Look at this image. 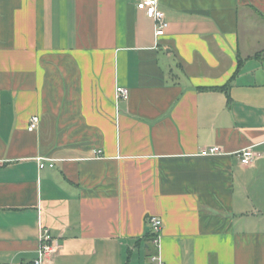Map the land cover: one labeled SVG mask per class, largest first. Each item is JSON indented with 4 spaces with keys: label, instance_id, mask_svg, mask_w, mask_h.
<instances>
[{
    "label": "crops",
    "instance_id": "crops-1",
    "mask_svg": "<svg viewBox=\"0 0 264 264\" xmlns=\"http://www.w3.org/2000/svg\"><path fill=\"white\" fill-rule=\"evenodd\" d=\"M139 2L0 0V264H264V0Z\"/></svg>",
    "mask_w": 264,
    "mask_h": 264
},
{
    "label": "built area",
    "instance_id": "built-area-1",
    "mask_svg": "<svg viewBox=\"0 0 264 264\" xmlns=\"http://www.w3.org/2000/svg\"><path fill=\"white\" fill-rule=\"evenodd\" d=\"M138 8L140 10H143L146 13L147 17L154 21L155 39L157 41L162 39L166 34V31L169 27V23L167 21L164 11L160 7V0H140V2L138 3ZM129 96L130 91L128 88L121 86H118L116 88L117 99L127 100ZM39 121L40 119L38 116L33 117L29 125V130H36ZM209 153L220 154L221 149L220 147H212L211 149H209ZM236 154L240 158L242 165H251L259 156V154L255 153L252 148L244 149ZM48 161H50L49 166L54 167L55 160L46 159L42 157L38 158L40 169H44ZM150 222L152 225V242L158 248V250H160L163 222L160 218L157 217H151ZM39 243L40 247L38 250V255L36 259H34L33 264H46L48 259L58 251L59 246L50 231L44 228L43 226H41L40 229ZM151 262L158 264H166L163 261L160 253L152 256Z\"/></svg>",
    "mask_w": 264,
    "mask_h": 264
}]
</instances>
